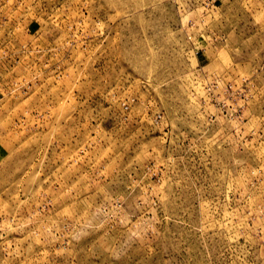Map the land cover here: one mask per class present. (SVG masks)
<instances>
[{
  "label": "rangeland",
  "instance_id": "1",
  "mask_svg": "<svg viewBox=\"0 0 264 264\" xmlns=\"http://www.w3.org/2000/svg\"><path fill=\"white\" fill-rule=\"evenodd\" d=\"M0 264H264V0H0Z\"/></svg>",
  "mask_w": 264,
  "mask_h": 264
}]
</instances>
